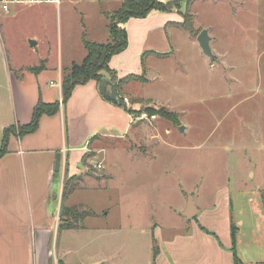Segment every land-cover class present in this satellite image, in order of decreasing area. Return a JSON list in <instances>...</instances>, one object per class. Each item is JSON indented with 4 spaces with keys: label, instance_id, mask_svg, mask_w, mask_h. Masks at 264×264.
<instances>
[{
    "label": "rangeland",
    "instance_id": "374dc122",
    "mask_svg": "<svg viewBox=\"0 0 264 264\" xmlns=\"http://www.w3.org/2000/svg\"><path fill=\"white\" fill-rule=\"evenodd\" d=\"M121 2L11 5L0 13V44L12 67L59 57L69 68L85 56L83 39L110 40L106 27ZM179 10L173 12L181 17L185 2ZM189 10L194 29L212 35L214 59L178 29L175 58L145 55V79L119 84L134 125L145 132L96 138L103 152L79 164L75 188L59 203L82 204L95 215L84 217L83 228L54 226L56 264H153V245L165 254L163 240L197 227L200 215L182 214L189 196L198 210L219 207L204 220L219 241L229 243L230 223L239 229L236 256L249 254L241 243L250 241L249 226L264 232V0H194ZM97 160L102 169L94 168Z\"/></svg>",
    "mask_w": 264,
    "mask_h": 264
},
{
    "label": "crops",
    "instance_id": "0c3cea01",
    "mask_svg": "<svg viewBox=\"0 0 264 264\" xmlns=\"http://www.w3.org/2000/svg\"><path fill=\"white\" fill-rule=\"evenodd\" d=\"M181 21V17L173 11H153L145 18H129L123 24L128 45L124 51L113 55L108 63L117 78L140 74L142 52H167L169 54L164 57L153 53L148 55L159 59L175 58L178 47L173 37H176L178 29L184 31L177 26ZM182 37L191 41L195 39L188 32ZM210 37L211 42V34ZM212 50L216 54L217 51ZM42 61L43 68L39 71L28 70ZM66 66L58 57L55 62L42 58L28 66L12 67L0 44V145L5 127L30 121L38 98L45 103L59 101L61 70ZM106 90L111 91V84L106 86ZM118 96L123 98L128 95ZM136 97L151 100L150 97ZM137 130L145 132L144 128L134 125L130 113L104 98L96 82L89 80L76 85L66 104L60 105L56 113L43 114L34 132L20 137L10 135L7 151L0 157V264H56L51 252L52 238L53 228L58 225L65 172L70 175L79 172L78 166L84 163L82 157L88 151L91 152L88 160L97 158L103 152V145L97 144L98 136L120 139ZM57 152L60 153V167L55 172ZM97 162L103 168L102 161ZM57 182L59 193L57 187L54 188ZM218 212L217 205L199 210L197 227L190 232L174 233L163 240L165 254L157 245L154 259L152 253L153 264H236L231 250L230 230L224 234L229 241L227 244L219 241L216 231L210 230L204 221L215 217ZM201 227L214 232L215 236ZM249 227L252 229L250 241L241 240L244 252L249 254L236 256L237 264H264V232L257 224ZM237 230L238 247L240 236ZM258 235L263 236L260 238L262 242ZM60 262L66 264L62 260ZM90 264H106V259L100 258Z\"/></svg>",
    "mask_w": 264,
    "mask_h": 264
},
{
    "label": "trees",
    "instance_id": "16d2710c",
    "mask_svg": "<svg viewBox=\"0 0 264 264\" xmlns=\"http://www.w3.org/2000/svg\"><path fill=\"white\" fill-rule=\"evenodd\" d=\"M185 2V11L182 12V21L177 23V26L182 28L184 31L188 32L191 37H195L199 29H194L193 27V17L194 15L189 10V5L194 0H122L118 9L114 10L110 15V21L108 23L109 41L108 42H96V41H86L83 39L85 47V56L79 63H72L69 68H62L61 78H60V88H61V104L59 101L53 103H45L40 98H38L36 104L33 107L31 119L26 124H12L4 128L2 141L0 145V157L4 155L7 151V144L10 135L22 136L26 133L34 132L37 129L40 117L43 114L51 115L56 113L60 105L64 106L71 96L73 88L78 84H83L89 80H94L99 87L101 80L104 75L101 71L108 73V80L114 83L116 88H119L121 82L127 80H144L143 74H128L118 81L116 79V72L112 70L108 63L113 55H116L124 51L128 45L127 32L123 24L129 18H145L151 12H172L177 11L179 13L180 2ZM153 53L157 57H164L169 53H159L153 51L142 52L140 55L141 64L142 59L145 55ZM43 68V61L38 66H33L28 68L32 72H37ZM118 93V92H117ZM116 105L122 107L128 113H131L129 108H126L125 103L122 98L119 97V101ZM145 110L150 111L149 108ZM160 113L163 114V111ZM171 116V114H168ZM171 117H174L171 116ZM91 155V154H90ZM90 155H83V161L86 160ZM75 176L70 175L68 171L65 172L62 190H61V200L67 198V196L75 188ZM264 204V197H263ZM88 215H95V213L85 207L84 205H61L58 214V228L62 229H78L83 228V219ZM206 233H215L205 228L201 227ZM237 227L230 223V235H231V250L233 251L234 261L237 264L238 259L235 254V233ZM158 248L153 246V259L157 255Z\"/></svg>",
    "mask_w": 264,
    "mask_h": 264
},
{
    "label": "water",
    "instance_id": "95a60500",
    "mask_svg": "<svg viewBox=\"0 0 264 264\" xmlns=\"http://www.w3.org/2000/svg\"><path fill=\"white\" fill-rule=\"evenodd\" d=\"M196 41L199 44V47L201 48L202 52L210 59H214V54L212 53V50L210 48V40L211 37L208 33V30L203 28L199 31V33L196 35ZM35 42L31 41L30 44H34ZM108 84H111V91L108 92L106 90V86ZM98 90L100 94L106 98L107 100L117 103L119 101V96L117 93V88L114 83H111L106 77H103L101 80V83L98 87ZM60 167V153L57 152L55 154V161H54V171L57 172L59 171ZM198 208L194 205L191 196L188 197V202L186 204V207L184 208L182 214L187 218V219H192L198 214Z\"/></svg>",
    "mask_w": 264,
    "mask_h": 264
},
{
    "label": "built area",
    "instance_id": "2783aa9c",
    "mask_svg": "<svg viewBox=\"0 0 264 264\" xmlns=\"http://www.w3.org/2000/svg\"><path fill=\"white\" fill-rule=\"evenodd\" d=\"M16 4H54L55 6H59L60 0H0V13H8L11 5ZM122 100L127 102V98L123 97ZM59 103L61 104V98L59 99ZM145 116V113L142 114ZM132 119H134L132 117ZM94 168L102 169V165L100 162L93 163Z\"/></svg>",
    "mask_w": 264,
    "mask_h": 264
}]
</instances>
